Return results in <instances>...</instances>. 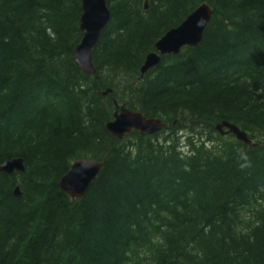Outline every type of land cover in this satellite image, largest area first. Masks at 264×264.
I'll return each mask as SVG.
<instances>
[{
	"label": "trees",
	"instance_id": "obj_1",
	"mask_svg": "<svg viewBox=\"0 0 264 264\" xmlns=\"http://www.w3.org/2000/svg\"><path fill=\"white\" fill-rule=\"evenodd\" d=\"M203 4L202 42L141 79ZM107 5L85 76L81 0H0V166H24L0 173V264H264V0ZM115 102L166 129L113 137ZM222 122L253 145L220 135ZM79 159L103 168L74 200L59 183Z\"/></svg>",
	"mask_w": 264,
	"mask_h": 264
},
{
	"label": "water",
	"instance_id": "obj_2",
	"mask_svg": "<svg viewBox=\"0 0 264 264\" xmlns=\"http://www.w3.org/2000/svg\"><path fill=\"white\" fill-rule=\"evenodd\" d=\"M82 16L80 31L83 37L74 51V63L85 76H97L93 66L92 52L97 46L104 30L111 20V11L107 0H81ZM148 9V0H145V10ZM213 17L210 6L203 4L195 9L178 27L171 29L155 45V52L147 56L140 70L141 78L157 67L162 58L167 55H179L184 48H195L203 40L204 32ZM111 91H107L106 94ZM113 121L107 124L106 129L113 137L122 140L133 131L139 132L142 137L153 136L163 131L166 126L159 119H148L142 114L120 107L117 103ZM222 136L233 135L236 140L252 146L253 142L248 134L235 125L222 122L216 126ZM103 168V162L90 159L76 160L67 174L60 180V189L74 200L84 197L90 185L95 182ZM15 172H24L23 160L13 159L0 166V173L13 175ZM20 197L19 188L14 191Z\"/></svg>",
	"mask_w": 264,
	"mask_h": 264
},
{
	"label": "bare ground",
	"instance_id": "obj_3",
	"mask_svg": "<svg viewBox=\"0 0 264 264\" xmlns=\"http://www.w3.org/2000/svg\"><path fill=\"white\" fill-rule=\"evenodd\" d=\"M143 77H144V76H143ZM141 79H142V78H141ZM231 136H233V135H231ZM233 137H234V136H233ZM234 138H235V137H234ZM235 139H236V138H235ZM6 162H7V161H6ZM74 162H75V161H74ZM74 162H73V163H74ZM4 163H5V162H4ZM4 163H3V164H4ZM3 164H2V165H3Z\"/></svg>",
	"mask_w": 264,
	"mask_h": 264
}]
</instances>
